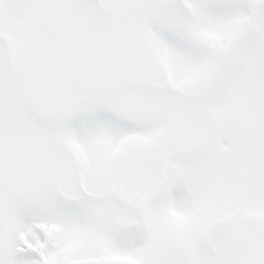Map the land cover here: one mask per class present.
Wrapping results in <instances>:
<instances>
[{
	"label": "snow or ice",
	"instance_id": "1",
	"mask_svg": "<svg viewBox=\"0 0 264 264\" xmlns=\"http://www.w3.org/2000/svg\"><path fill=\"white\" fill-rule=\"evenodd\" d=\"M0 264H264V0H0Z\"/></svg>",
	"mask_w": 264,
	"mask_h": 264
}]
</instances>
